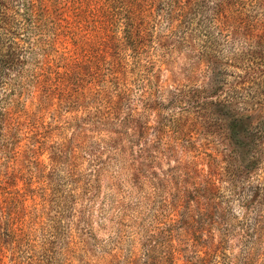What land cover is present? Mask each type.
<instances>
[{"label": "rangeland", "instance_id": "obj_1", "mask_svg": "<svg viewBox=\"0 0 264 264\" xmlns=\"http://www.w3.org/2000/svg\"><path fill=\"white\" fill-rule=\"evenodd\" d=\"M0 264H264V0H0Z\"/></svg>", "mask_w": 264, "mask_h": 264}, {"label": "trees", "instance_id": "obj_2", "mask_svg": "<svg viewBox=\"0 0 264 264\" xmlns=\"http://www.w3.org/2000/svg\"><path fill=\"white\" fill-rule=\"evenodd\" d=\"M234 126H235V125H234ZM232 128H233V127H232ZM232 128H231V131H232L231 137L228 138L229 142H231V143H229V145L232 144V141H233L234 137L236 136V135H235L236 131H235V129H232ZM225 242H226L225 237H221V239H220V243H221V245H223ZM222 253L224 254V252H222ZM222 253H221V255H219V257H220V258H223V260H224V258H226V256H225V255L222 256ZM224 261H225V260H224Z\"/></svg>", "mask_w": 264, "mask_h": 264}]
</instances>
